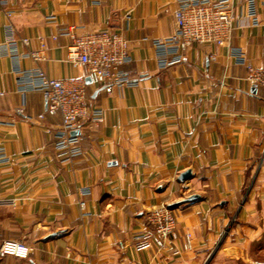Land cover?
Masks as SVG:
<instances>
[{
  "label": "crops",
  "instance_id": "1",
  "mask_svg": "<svg viewBox=\"0 0 264 264\" xmlns=\"http://www.w3.org/2000/svg\"><path fill=\"white\" fill-rule=\"evenodd\" d=\"M244 2L232 0L237 19L227 44L192 43L165 68L153 42L174 31L176 0H18L11 16L0 13V150L8 158L0 163V243L32 248L27 258L0 253V264L264 262V88L244 78L247 65L264 66V0H255L256 25ZM70 26L125 36L129 82L110 93L88 82L86 68L68 58L62 32ZM10 35L20 54L46 44L44 59L20 58L21 68L84 77L88 103L103 115L77 130L80 156L61 159L60 116L39 118L43 94L19 91L4 46ZM232 49L244 52V64ZM185 170L189 178L180 179ZM160 203H178L169 208L178 237L136 251L146 213ZM186 233L191 248L174 253Z\"/></svg>",
  "mask_w": 264,
  "mask_h": 264
},
{
  "label": "built area",
  "instance_id": "2",
  "mask_svg": "<svg viewBox=\"0 0 264 264\" xmlns=\"http://www.w3.org/2000/svg\"><path fill=\"white\" fill-rule=\"evenodd\" d=\"M18 0H0V13L11 16L12 5ZM177 8L173 13L174 31L153 42L157 65L165 68L180 62L184 52L192 43L227 44L231 38L233 24L237 19L232 0H176ZM244 13L253 24H258L255 0H245ZM76 27L70 26L62 32L69 37L67 44L68 58L77 66L86 68L90 83L101 85L110 93L114 88L124 86L129 82L124 75L122 66L131 60L129 40L118 31L98 30L76 33ZM55 38V36H53ZM27 43V38H22ZM5 49L13 58L17 73L16 83L22 93L35 90L45 98V111L38 114H58L60 125L54 134V148L63 160H71L83 153L79 136L72 134L86 121H97L102 118V110L91 107L87 100L86 83L83 76L54 78L47 75L40 67L21 68L20 58L29 57L34 61L44 59L46 44L39 42L38 49H32L24 54L17 50V41L10 35L5 42ZM231 55L235 61L245 63V55L240 49H232ZM245 80L251 85L264 88V66L247 65ZM8 158L0 150V163ZM90 190L79 188L78 206L84 215L86 196ZM5 200L0 199V203ZM14 204L12 201H10ZM178 237L176 233V218L168 208V204L160 203L150 208L146 213V225L136 236L134 249L136 251L151 248L162 249L171 240ZM191 248V236L186 233L180 248L174 253ZM31 247L20 240L6 239L0 243V253L17 258H27ZM255 264H264L256 262Z\"/></svg>",
  "mask_w": 264,
  "mask_h": 264
},
{
  "label": "water",
  "instance_id": "3",
  "mask_svg": "<svg viewBox=\"0 0 264 264\" xmlns=\"http://www.w3.org/2000/svg\"><path fill=\"white\" fill-rule=\"evenodd\" d=\"M87 81L90 82L89 78H87ZM76 133H77V130L72 131V134H76ZM189 176H190V170H185L184 172H182V173L179 174V178H180V179H186V178H189ZM194 198H196V195H191V196H189V197L187 198V200H185V201H189V200H192V199H194ZM177 204H178V203H172V204H169V205H168V208H173V207H175Z\"/></svg>",
  "mask_w": 264,
  "mask_h": 264
}]
</instances>
